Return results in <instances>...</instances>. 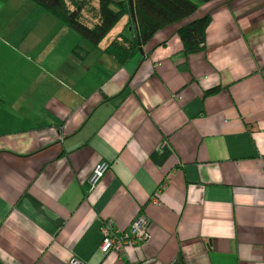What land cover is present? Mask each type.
Returning a JSON list of instances; mask_svg holds the SVG:
<instances>
[{"label": "crops", "instance_id": "1", "mask_svg": "<svg viewBox=\"0 0 264 264\" xmlns=\"http://www.w3.org/2000/svg\"><path fill=\"white\" fill-rule=\"evenodd\" d=\"M206 13L185 55L176 30ZM138 214L147 242L102 253L103 221ZM72 258L264 264V0L201 2L122 65L32 1L0 0V264Z\"/></svg>", "mask_w": 264, "mask_h": 264}, {"label": "trees", "instance_id": "2", "mask_svg": "<svg viewBox=\"0 0 264 264\" xmlns=\"http://www.w3.org/2000/svg\"><path fill=\"white\" fill-rule=\"evenodd\" d=\"M43 7L55 18L88 40L95 49L113 57L120 65L125 64L140 51L153 34L170 24L191 16L201 2L209 0H133L131 9L128 0H30ZM126 17L124 28L130 35L119 31L102 47L100 43L113 27ZM210 14L192 19L177 28L183 53L188 55L203 49ZM73 53L88 52L79 47ZM213 87L206 93H214Z\"/></svg>", "mask_w": 264, "mask_h": 264}, {"label": "built area", "instance_id": "3", "mask_svg": "<svg viewBox=\"0 0 264 264\" xmlns=\"http://www.w3.org/2000/svg\"><path fill=\"white\" fill-rule=\"evenodd\" d=\"M109 164L106 161H101L93 168L88 182L90 188H93ZM101 243L100 251L104 254L116 252L119 256L126 255L128 247L138 246L145 242L150 237L148 230V219L144 214H138L133 218L126 229H119L115 226L112 219L107 218L103 221L100 227ZM71 264H84L83 262L72 258ZM131 264H144L143 261H136Z\"/></svg>", "mask_w": 264, "mask_h": 264}, {"label": "water", "instance_id": "4", "mask_svg": "<svg viewBox=\"0 0 264 264\" xmlns=\"http://www.w3.org/2000/svg\"><path fill=\"white\" fill-rule=\"evenodd\" d=\"M129 1V4H130V7L131 9L133 8V0H128ZM140 51H141V46H140Z\"/></svg>", "mask_w": 264, "mask_h": 264}]
</instances>
